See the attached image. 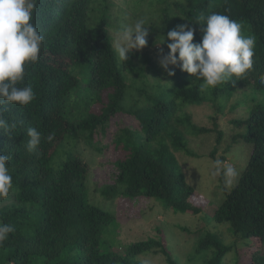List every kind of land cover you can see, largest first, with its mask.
Instances as JSON below:
<instances>
[{
	"label": "trees",
	"instance_id": "trees-1",
	"mask_svg": "<svg viewBox=\"0 0 264 264\" xmlns=\"http://www.w3.org/2000/svg\"><path fill=\"white\" fill-rule=\"evenodd\" d=\"M166 1H151L167 23L150 30L160 43L182 24L195 29L193 43H200V17L227 15L242 25V35L255 37L253 67L202 88L179 66H170L175 74L169 76L144 48L120 61L114 42L127 22L108 24V0H38L31 22L45 39L18 85L31 86L34 99L0 105L3 118L16 124L11 132L0 131L12 176L8 196L0 199V223L13 228L0 244V264H143L139 256L157 254L180 264L158 229L154 238L113 248L117 243L107 235L115 216L90 201L88 184L94 171L98 176L111 168L102 176L108 179L101 186L104 197L156 198L175 214L198 215L196 192L175 156L189 155V142L203 134L215 135L207 156L214 170L217 160L221 168L232 165L227 155L240 141L250 155L232 185H225L222 172L217 178L224 197L212 220L228 224L234 239L226 243L201 233L195 252L211 250L204 264H225L232 250L253 244L249 264H264V0ZM136 3L124 1L133 10ZM167 43L161 44L164 54ZM192 107H208L210 124H196ZM238 107L243 112L228 121L227 132L220 120ZM57 120L62 129L53 134ZM29 128L41 133L34 151L27 148ZM97 153L101 159L93 160ZM239 260L234 252L227 264Z\"/></svg>",
	"mask_w": 264,
	"mask_h": 264
},
{
	"label": "clouds",
	"instance_id": "clouds-1",
	"mask_svg": "<svg viewBox=\"0 0 264 264\" xmlns=\"http://www.w3.org/2000/svg\"><path fill=\"white\" fill-rule=\"evenodd\" d=\"M37 3L38 0H0V105L24 106L34 99L31 86L18 85L24 79L26 64L38 61L45 39L31 22ZM200 19L205 21L200 25V43H193L195 29L189 24L178 25L168 31L167 37L163 35L160 44L166 39L170 43H167V54L161 49L160 67L172 76L175 74L173 68L179 66L181 71L201 80L202 88L215 87L231 77H242L253 67L255 37L242 35V25L227 15L214 12ZM147 28L145 20L140 18L120 29L114 42L120 61H128L133 50L139 51L147 45ZM261 83H264V77ZM15 127V123L3 118L0 109V131L11 132ZM27 134L30 138L27 148L34 151L41 142V133L29 128ZM9 159L0 151V199L6 198L12 188ZM221 165L222 161H215L211 175L215 177L222 172L225 185L230 186L239 175L238 170L232 165L223 168ZM12 231L10 225L0 223V244ZM143 264H150V261L144 260Z\"/></svg>",
	"mask_w": 264,
	"mask_h": 264
},
{
	"label": "rangeland",
	"instance_id": "rangeland-1",
	"mask_svg": "<svg viewBox=\"0 0 264 264\" xmlns=\"http://www.w3.org/2000/svg\"><path fill=\"white\" fill-rule=\"evenodd\" d=\"M113 1H116L114 2L115 5L111 0L105 2L108 6L110 4L112 7L111 13L108 12L107 14V16L110 15L108 24L112 25L113 21H115L127 22L128 25H131L137 19L143 18L145 20V26H148L147 30L149 33L146 38L147 45L144 49L149 50L153 59L159 63L162 49L161 44L160 41L152 35L153 33L151 31L167 25L165 20H162L158 14V12H160V14H162V12L158 10L154 11L152 0H148L149 2H146L147 0H137L135 5L131 4L135 10L126 7L124 5L125 0ZM139 1H142V3L140 4ZM167 1L170 3L173 2V0ZM121 10L127 15L122 13ZM89 22L93 24L92 21ZM94 23L97 25V21L94 20ZM123 25L122 23L121 26ZM154 41L156 42L153 43ZM235 99H232V103L235 102ZM189 111L193 114V121L196 124H210L209 116L211 115V110L208 107H192L189 108ZM242 112V107H238L233 112H227V114L221 118L220 124L223 125V128L228 132V129L231 127L227 125L229 124L228 121L236 116H240ZM61 125L62 123L57 120L52 127V133H58L62 129ZM214 137V134H203L200 135V138L197 140L191 139L188 144L189 155L178 152L175 156L176 159L179 160L184 176L196 192L193 202L202 208V212L198 215L175 214L171 209H166L161 206V203L156 198L129 200L127 198L123 199L117 197L112 199L104 197L101 186L103 185L102 183H107L108 179L102 176L111 171V168L109 171L108 169H102L101 175H98L99 177L94 171L92 179L90 178L88 184L89 199L96 206L105 209L115 216V223L111 232L107 235L111 241L113 240L117 243V246L113 248L120 251L118 247L120 244L125 245L134 241L154 238L157 235L156 230L158 229L161 232L159 235L162 238L163 245H167L168 250L172 252L173 257L180 264H204V260L210 257L212 251L195 252L194 247L201 233H215L219 237L221 236L226 243L232 242L234 237L229 235L228 224L216 223L212 220L216 206L224 197L220 189L221 183L217 179L218 175L215 177L211 175V172L214 171L213 160L207 157L208 151L215 145ZM249 155L248 148L244 145V142L240 141L239 145L231 148L227 158L232 166L240 172ZM92 157L93 160L101 159L98 153L93 154ZM255 244H257V242ZM255 249L256 247L253 244L250 247L240 246L237 250H232V252L228 253L225 264L232 263L234 252L240 257L237 264H249L250 255ZM146 258L145 255L139 256L141 261L149 260L150 264H167L165 258L161 254L151 255L150 258Z\"/></svg>",
	"mask_w": 264,
	"mask_h": 264
}]
</instances>
